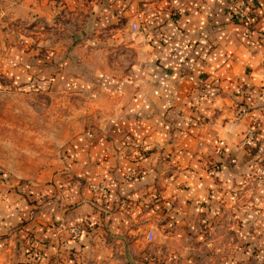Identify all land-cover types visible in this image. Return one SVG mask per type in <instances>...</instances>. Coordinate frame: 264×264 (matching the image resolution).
<instances>
[{
  "label": "crops",
  "instance_id": "obj_1",
  "mask_svg": "<svg viewBox=\"0 0 264 264\" xmlns=\"http://www.w3.org/2000/svg\"><path fill=\"white\" fill-rule=\"evenodd\" d=\"M109 1L126 18L123 26L141 29L145 58L130 64L129 85L116 95L123 119L95 124L72 139L66 154L75 159L71 171L47 185L40 206L51 215L76 206L80 219V209L98 201L111 206L121 196L141 203L142 214H154L165 226L187 224L204 236L205 216L229 205L237 219L221 226L234 229L233 240H264V185L245 186L253 163L264 161V0H248L260 14L254 40L240 36L228 0ZM249 125L256 131L252 146L243 143ZM203 158L218 162L214 175ZM135 167L139 173L125 179ZM84 180L105 182L107 193ZM25 205L20 194L0 190V234L21 220ZM204 226L212 239L227 234L210 221ZM16 240L15 234L0 236V260Z\"/></svg>",
  "mask_w": 264,
  "mask_h": 264
},
{
  "label": "rangeland",
  "instance_id": "obj_2",
  "mask_svg": "<svg viewBox=\"0 0 264 264\" xmlns=\"http://www.w3.org/2000/svg\"><path fill=\"white\" fill-rule=\"evenodd\" d=\"M228 3L242 30L236 9L249 15L251 37L246 40H254L257 4ZM123 25L126 18L109 0H0V190L20 194L27 206L21 220L0 234L17 239L0 264H264L263 239L237 242L233 228H222V222L237 219L229 205L205 216L227 232L214 239L206 221L200 227L204 236H199L187 224L165 226L154 214H142L141 203L121 196L111 206L98 201L80 209V219L76 206L61 213L55 209L52 215L40 206L48 199L47 185L71 171L75 159L68 161L66 154L72 139L95 124L123 119L116 95L129 85L124 78L130 64L140 65L145 58L139 42L143 36L137 34L141 29ZM167 154L163 156L169 159ZM213 162L218 164L203 158L207 173ZM263 162L253 163L245 186L262 187L255 165ZM113 213L119 218L113 219ZM74 226L79 228L76 236Z\"/></svg>",
  "mask_w": 264,
  "mask_h": 264
},
{
  "label": "built area",
  "instance_id": "obj_3",
  "mask_svg": "<svg viewBox=\"0 0 264 264\" xmlns=\"http://www.w3.org/2000/svg\"><path fill=\"white\" fill-rule=\"evenodd\" d=\"M236 14L239 18H241L243 20V24L245 25L244 29L241 32V35L243 38L245 39H249L251 37V29H249L246 24H248L250 22L249 19V15L245 12V10L238 8L236 9ZM134 28H137L136 24H133ZM255 135H256V131L255 128L252 126H247V128L245 129V135L243 138V143L246 146H252V144L254 143V139H255ZM218 167V164L216 162H213L212 166L209 169V173H215L216 169ZM255 176L257 178V182L260 185H264V162L260 163V164H256L255 165ZM140 169L137 168H130L127 172H126V176L131 178L133 176H135L137 173H139ZM89 186L92 190L101 193V194H105L108 191L107 186L104 183L101 182H90ZM72 232L74 233V235L76 236L77 233L79 232V228L74 226L72 227ZM153 235V230L149 229V231L147 232V237L150 239L152 238Z\"/></svg>",
  "mask_w": 264,
  "mask_h": 264
}]
</instances>
